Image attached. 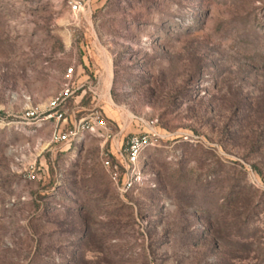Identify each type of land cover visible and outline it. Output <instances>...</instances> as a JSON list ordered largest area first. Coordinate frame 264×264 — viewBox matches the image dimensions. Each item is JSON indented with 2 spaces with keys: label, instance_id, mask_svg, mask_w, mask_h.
Wrapping results in <instances>:
<instances>
[{
  "label": "rangeland",
  "instance_id": "obj_1",
  "mask_svg": "<svg viewBox=\"0 0 264 264\" xmlns=\"http://www.w3.org/2000/svg\"><path fill=\"white\" fill-rule=\"evenodd\" d=\"M0 264H264V0H0Z\"/></svg>",
  "mask_w": 264,
  "mask_h": 264
},
{
  "label": "built area",
  "instance_id": "obj_2",
  "mask_svg": "<svg viewBox=\"0 0 264 264\" xmlns=\"http://www.w3.org/2000/svg\"><path fill=\"white\" fill-rule=\"evenodd\" d=\"M72 68L66 71V76L71 80ZM66 89L62 94L61 102L63 103L74 91L70 92L69 86H65ZM82 89V87L77 86L76 90ZM94 98L98 96L92 90H90ZM99 99V97H98ZM59 101V99H57ZM34 112H28L25 117L30 119L34 116ZM62 112H56L54 114L55 120L57 122L63 121ZM49 118L53 117L48 115ZM155 122H152L154 126ZM125 128V127H124ZM124 128L120 131L123 132ZM106 129V122L103 115L98 112L97 109H93L87 118L80 119L71 127L65 131L55 130L52 135V141L55 144H64L67 146H72L77 143L86 134L96 133ZM159 135L157 132L151 128L148 133L143 136H131L127 138L125 146L122 148L117 147L114 150V154L110 150H106L103 158L102 165L107 171L113 182H118L120 169H123L126 180L122 183V192L128 191L135 182L140 178V169L138 166V161L141 153L147 148L153 146V142L157 140Z\"/></svg>",
  "mask_w": 264,
  "mask_h": 264
},
{
  "label": "crops",
  "instance_id": "obj_3",
  "mask_svg": "<svg viewBox=\"0 0 264 264\" xmlns=\"http://www.w3.org/2000/svg\"><path fill=\"white\" fill-rule=\"evenodd\" d=\"M85 74V73H84ZM77 83H79V87H82V89L84 90V88H88V89H92L93 88H96L98 86L101 85V80L100 81H90V77L88 76H84V77H81L80 79L77 80ZM82 94L84 95L85 92L82 91ZM81 94L80 97H78V101H76L75 103L78 104L79 106H75V109L78 110L75 112H71V117H70V121H69V124H74L75 122H77L78 120L80 119H84V118H87L90 113L92 112L93 109H98L99 106H98V103L100 102V98L96 101V104H92L91 106H89V108H86V106H84L82 104V100H83V95ZM95 100V99H93ZM80 103V104H79ZM101 104V103H100ZM84 112H87V114H84ZM118 147L117 144L114 145V148H113V151H111L113 154H114V150Z\"/></svg>",
  "mask_w": 264,
  "mask_h": 264
}]
</instances>
